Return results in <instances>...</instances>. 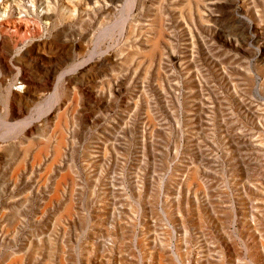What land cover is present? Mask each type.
<instances>
[{"label": "rangeland", "instance_id": "374dc122", "mask_svg": "<svg viewBox=\"0 0 264 264\" xmlns=\"http://www.w3.org/2000/svg\"><path fill=\"white\" fill-rule=\"evenodd\" d=\"M0 264H264V0H0Z\"/></svg>", "mask_w": 264, "mask_h": 264}, {"label": "bare ground", "instance_id": "6f19581e", "mask_svg": "<svg viewBox=\"0 0 264 264\" xmlns=\"http://www.w3.org/2000/svg\"><path fill=\"white\" fill-rule=\"evenodd\" d=\"M7 44V43H6ZM155 46V45H154ZM15 96V95H14ZM21 101V100H20ZM53 106V105H52ZM262 243V242H261ZM17 256V255H16ZM16 258V257H15ZM152 261V260H151ZM177 263V262H176Z\"/></svg>", "mask_w": 264, "mask_h": 264}]
</instances>
